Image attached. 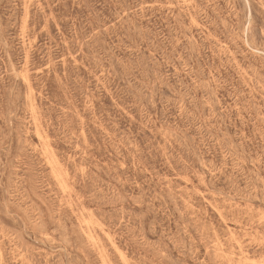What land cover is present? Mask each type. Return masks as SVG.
Instances as JSON below:
<instances>
[{
  "label": "rangeland",
  "instance_id": "374dc122",
  "mask_svg": "<svg viewBox=\"0 0 264 264\" xmlns=\"http://www.w3.org/2000/svg\"><path fill=\"white\" fill-rule=\"evenodd\" d=\"M0 264H264V0H0Z\"/></svg>",
  "mask_w": 264,
  "mask_h": 264
},
{
  "label": "bare ground",
  "instance_id": "6f19581e",
  "mask_svg": "<svg viewBox=\"0 0 264 264\" xmlns=\"http://www.w3.org/2000/svg\"><path fill=\"white\" fill-rule=\"evenodd\" d=\"M230 230V229H229Z\"/></svg>",
  "mask_w": 264,
  "mask_h": 264
}]
</instances>
